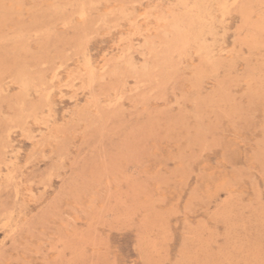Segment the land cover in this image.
<instances>
[{
	"label": "rangeland",
	"instance_id": "374dc122",
	"mask_svg": "<svg viewBox=\"0 0 264 264\" xmlns=\"http://www.w3.org/2000/svg\"><path fill=\"white\" fill-rule=\"evenodd\" d=\"M0 264H264V0H0Z\"/></svg>",
	"mask_w": 264,
	"mask_h": 264
},
{
	"label": "bare ground",
	"instance_id": "6f19581e",
	"mask_svg": "<svg viewBox=\"0 0 264 264\" xmlns=\"http://www.w3.org/2000/svg\"><path fill=\"white\" fill-rule=\"evenodd\" d=\"M215 1H216V0H215ZM181 3H182V1H181ZM185 3H186V2H185ZM216 3H217V2H216ZM223 3H224V2H223ZM182 4H183V3H182ZM221 4H222V3H221ZM221 4H220V6H221ZM183 5H184V4H183ZM186 5H187V4H185V6H186ZM213 7H214V6H213ZM215 7H216V6H215ZM216 9H217V7H216ZM190 13H191V12H190ZM189 15H190V14H189ZM191 15H192V14H191ZM172 16H173V15H172ZM188 17H189V16H188ZM210 17H211V16H210ZM192 18H193V17H192ZM163 19H164V18H163ZM188 19H189V18H188ZM203 19H204V18H203ZM208 19L210 20L211 18H208ZM157 20H159V19H157ZM161 20H162V19H161ZM172 20H173V19H172ZM174 20H175V19H174ZM179 20H180V19H179ZM189 20H191V19H189ZM177 21H178V20H177ZM177 21H176V22H177ZM185 21H186V20H185ZM191 21H192V20H191ZM202 21H203V20H202ZM204 21H205V20H204ZM207 21H208V20H207ZM207 21H206V23H207ZM163 22H164V21H163ZM167 22H169V21L167 20ZM186 22H187V21H186ZM173 23L175 24V22H173ZM181 23H183V20H182ZM191 23H192V22H191ZM167 24H168V23H167ZM184 24H185V22L183 23V25H184ZM186 24H189V22H187ZM192 24H193V23H192ZM207 25H208V24H207ZM207 25H206V26H207ZM172 26H173V25H172ZM181 26H182V25H181ZM186 26H187V25H186ZM167 27H169V26H167ZM182 27H184V26H182ZM138 28H139V27H138ZM174 28H175V27H174ZM176 28H178V27H176ZM186 28H187V27H186ZM200 28H201V27H200ZM207 28H209V26H207ZM211 28H212V27H211ZM178 29H179L178 31L181 32V31H180V27H179ZM182 29H183V28H182ZM184 29H185V28H184ZM187 29H188V28H187ZM193 29H194V28H193ZM185 30H186V29H185ZM211 30H212V29H211ZM194 31H195V29H194ZM194 31H193V32H194ZM198 31H199V30H198ZM206 31H207V30H206ZM208 31H210V30H208ZM176 32H177V29H176ZM203 32H204V31H203ZM182 33H183V32H182ZM201 33H202V32H201ZM201 33H200V34H201ZM213 33H214V32H213ZM178 35H179V33H178ZM204 35H205V33H204ZM199 36H200V35H199ZM197 38H200V37H197ZM201 38H202V37H201ZM194 39H195V37H194ZM203 41H204V39H203ZM193 42H195V41H193ZM196 42H200V40H199V41L196 40ZM201 43H202V42H200V44H201ZM194 44H196V43H194ZM200 46H202V45H200ZM200 46H199V48H201ZM206 52H207V51H206ZM206 54H207V53H206Z\"/></svg>",
	"mask_w": 264,
	"mask_h": 264
}]
</instances>
